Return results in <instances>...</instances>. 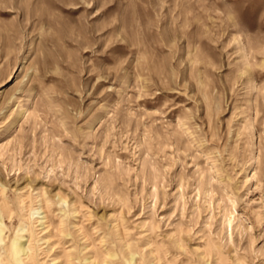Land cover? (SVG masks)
Listing matches in <instances>:
<instances>
[{
  "label": "rangeland",
  "instance_id": "374dc122",
  "mask_svg": "<svg viewBox=\"0 0 264 264\" xmlns=\"http://www.w3.org/2000/svg\"><path fill=\"white\" fill-rule=\"evenodd\" d=\"M0 238L264 264V0H0Z\"/></svg>",
  "mask_w": 264,
  "mask_h": 264
},
{
  "label": "bare ground",
  "instance_id": "6f19581e",
  "mask_svg": "<svg viewBox=\"0 0 264 264\" xmlns=\"http://www.w3.org/2000/svg\"><path fill=\"white\" fill-rule=\"evenodd\" d=\"M2 242L3 240L0 238V243ZM33 256L34 251L30 248V246L26 247L23 245H19V243L17 242L13 243L12 258L14 263L23 264L25 261L33 263Z\"/></svg>",
  "mask_w": 264,
  "mask_h": 264
}]
</instances>
